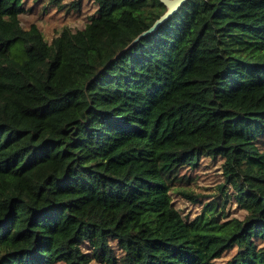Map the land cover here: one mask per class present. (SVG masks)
Returning <instances> with one entry per match:
<instances>
[{"label": "trees", "instance_id": "16d2710c", "mask_svg": "<svg viewBox=\"0 0 264 264\" xmlns=\"http://www.w3.org/2000/svg\"><path fill=\"white\" fill-rule=\"evenodd\" d=\"M26 1L0 0V264H264V0H187L128 48L160 0L52 42ZM207 155L226 179L189 218Z\"/></svg>", "mask_w": 264, "mask_h": 264}, {"label": "rangeland", "instance_id": "374dc122", "mask_svg": "<svg viewBox=\"0 0 264 264\" xmlns=\"http://www.w3.org/2000/svg\"><path fill=\"white\" fill-rule=\"evenodd\" d=\"M56 4L53 0H27L26 10L20 15L21 24L26 29L36 26L40 29L48 42L59 36L65 28L72 31L83 28L90 18L97 12L94 0H62ZM191 175L190 182L179 185L172 191L173 201L180 212L189 218L194 217L202 210L203 203L212 200L219 193L218 185L225 181L222 161L208 155L202 157L195 170L185 169ZM227 188V187H225ZM181 190L188 191L192 196L183 194ZM230 190L229 197H232ZM195 197H199L195 200ZM225 211L230 217L241 215L242 211L233 198L228 199ZM90 264H104L100 260L91 258Z\"/></svg>", "mask_w": 264, "mask_h": 264}, {"label": "water", "instance_id": "95a60500", "mask_svg": "<svg viewBox=\"0 0 264 264\" xmlns=\"http://www.w3.org/2000/svg\"><path fill=\"white\" fill-rule=\"evenodd\" d=\"M165 6H166V11L160 15L154 23L145 29L144 31L140 32L126 47H130L137 41H139L143 36H146L148 34L153 33L158 29V27L163 24L171 15H173L176 11L179 10V8L183 5L184 2L187 0H160Z\"/></svg>", "mask_w": 264, "mask_h": 264}]
</instances>
